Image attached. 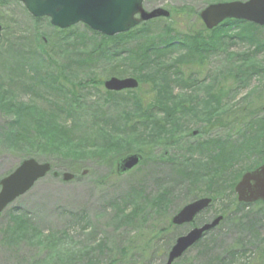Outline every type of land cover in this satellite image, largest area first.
Listing matches in <instances>:
<instances>
[{"label":"rangeland","instance_id":"rangeland-1","mask_svg":"<svg viewBox=\"0 0 264 264\" xmlns=\"http://www.w3.org/2000/svg\"><path fill=\"white\" fill-rule=\"evenodd\" d=\"M228 1L145 0L170 17L117 41L0 0V180L29 158L52 168L0 212V264H166L178 237L220 215L172 264H264V205L240 206L234 190L264 161V27L211 36L200 12ZM110 77L140 86L111 92ZM37 117L63 153L21 142ZM97 128L116 138L87 142ZM131 153L143 161L119 175ZM205 197L192 223L173 225Z\"/></svg>","mask_w":264,"mask_h":264},{"label":"water","instance_id":"water-1","mask_svg":"<svg viewBox=\"0 0 264 264\" xmlns=\"http://www.w3.org/2000/svg\"><path fill=\"white\" fill-rule=\"evenodd\" d=\"M25 4L34 17L47 16L51 24L66 29L84 23L92 30L107 36L124 33L141 22L160 17H170V11L158 7L146 10L144 0H18ZM200 18L208 30H212L228 19L243 20L264 26V0H234L212 3L200 12ZM2 27L0 25V36ZM139 82L133 77H111L105 81L110 91L137 89ZM140 153L128 154L117 161V173L123 175L140 164ZM51 171L50 163H40L33 158L23 160L10 174L0 180V212L18 197L28 192L35 183ZM72 174L64 173L63 179L70 180ZM240 203L264 202V163L255 170L244 173L235 186ZM209 197L196 199L182 207L172 218L175 225L189 224L210 206ZM223 216L209 223L192 228L178 237L171 247L166 264H172L203 236L216 228Z\"/></svg>","mask_w":264,"mask_h":264},{"label":"trees","instance_id":"trees-1","mask_svg":"<svg viewBox=\"0 0 264 264\" xmlns=\"http://www.w3.org/2000/svg\"><path fill=\"white\" fill-rule=\"evenodd\" d=\"M248 25L250 27H258V25H255L253 23H249L247 21H242V20H226L224 21L222 24H220L218 27L214 28L213 30H211V36H218V37H215V38H226L228 32L230 31L229 29L230 28H233V27H238L240 25ZM243 25V26H244ZM261 27V26H259ZM229 30V31H228ZM132 31V29L130 31H128V33H121L119 35H115V36H102L106 39H114V40H117L118 38L122 37V36H125V35H129V33ZM201 39H203V35L201 37H199ZM120 40V39H118ZM117 40V41H118ZM201 44L204 43V41H200ZM224 43V42H223ZM204 50V47L202 46V48L200 49V51H203ZM1 92V91H0ZM5 106V103H2L0 101V107H3ZM36 124V126H34L32 129H28L26 126H24L23 128V132L18 131V134H20L19 136V139H21L22 143L24 145L26 144H30V145H34V144H31V143H38L39 145L43 144V143H46V144H49V145H46V144H43L44 146H49V148L52 150V151H56L55 153L56 154H59V153H63L61 152L57 145H56V142L55 141H59V140H62V137L61 135L59 134H56L54 131H52L51 128H49L45 122H42L44 123L43 126H41L40 124V120L38 119V117L36 118V120H33ZM151 121L147 120V122H145L146 124H144V127L148 126V124L150 123ZM153 125H151L152 127ZM107 129H100V128H97L96 130H94L92 132V134H90L88 137H87V142L89 143H94V142H97L98 141H102V140H105L107 138H111V139H114L116 137L114 136H111L108 134V131H106ZM101 135L102 138L99 139L98 137ZM49 139V140H48ZM51 141V143L49 142ZM19 142V143H21ZM79 145H81L80 143H78ZM38 145V146H39ZM90 146H93V145H90ZM101 146V145H100ZM81 148V146H80ZM65 154V153H64ZM214 158V157H212ZM255 204H263L264 205V202L262 201H259ZM154 205H156V202H154ZM240 206L243 205V206H249L251 204H239ZM257 222L259 221H253L251 222L252 225H257ZM198 243V242H197Z\"/></svg>","mask_w":264,"mask_h":264},{"label":"bare ground","instance_id":"bare-ground-1","mask_svg":"<svg viewBox=\"0 0 264 264\" xmlns=\"http://www.w3.org/2000/svg\"><path fill=\"white\" fill-rule=\"evenodd\" d=\"M35 124H36V123H35L34 121H31L30 124H29V123H26V127H27L28 129H32L34 126H36ZM108 134H109V132H108ZM98 136H99V135H98ZM113 136H114V135H113ZM114 137H115V136H114ZM98 138L101 139L102 136L100 135Z\"/></svg>","mask_w":264,"mask_h":264},{"label":"flooded vegetation","instance_id":"flooded-vegetation-1","mask_svg":"<svg viewBox=\"0 0 264 264\" xmlns=\"http://www.w3.org/2000/svg\"><path fill=\"white\" fill-rule=\"evenodd\" d=\"M263 163H264V161H263L260 165H258L257 167H255V168L252 169V170H255L256 168H258L259 166H261Z\"/></svg>","mask_w":264,"mask_h":264}]
</instances>
